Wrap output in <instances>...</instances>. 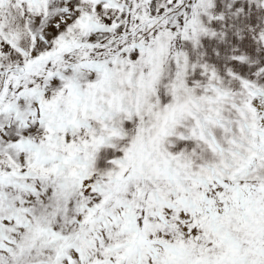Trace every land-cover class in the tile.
I'll list each match as a JSON object with an SVG mask.
<instances>
[{
    "label": "snow or ice",
    "instance_id": "snow-or-ice-1",
    "mask_svg": "<svg viewBox=\"0 0 264 264\" xmlns=\"http://www.w3.org/2000/svg\"><path fill=\"white\" fill-rule=\"evenodd\" d=\"M0 264H264V0H0Z\"/></svg>",
    "mask_w": 264,
    "mask_h": 264
}]
</instances>
